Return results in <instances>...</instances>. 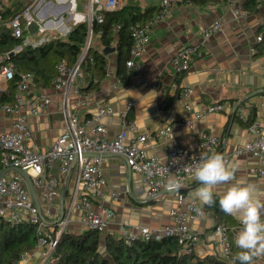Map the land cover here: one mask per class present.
<instances>
[{"label":"built area","instance_id":"1","mask_svg":"<svg viewBox=\"0 0 264 264\" xmlns=\"http://www.w3.org/2000/svg\"><path fill=\"white\" fill-rule=\"evenodd\" d=\"M176 1L178 0H160V6L152 17L144 23H133L129 26L132 44L130 56L126 60L128 69L136 67V59L145 52L150 42L153 25L170 15L173 3ZM256 1L258 9L264 6V0ZM229 3L235 18L247 17L248 10L238 6L235 0H229ZM49 4L52 3L47 0H29L23 9L5 20L8 0H0V25H8L11 35L22 40V44L17 45L13 50L0 53V115L2 114L8 122L7 127L0 129V172L10 167H20L25 170L32 179L37 195H41L43 200L51 203L60 194L59 174L66 175L72 167H75L77 177L71 209L80 207L83 226L86 229L103 233L115 219L116 213L104 203L107 197L105 190L107 178L102 167V158L108 153L122 155L132 170L142 174L149 198H156L163 189H170L167 187L169 178L179 180L180 185L178 188L170 189L176 190V204L169 212V222L163 226L154 227L133 224L124 219L117 222L120 232L117 236L122 238L126 244L137 240H160L170 236L177 239L182 250L194 252L200 241L201 232L192 226V222L205 214V208L196 199L189 197L185 188L200 156L205 153H218L222 142L219 135L203 130L200 132L195 150L190 151L172 146L168 148L167 158L163 160L157 155L147 154L141 143L149 138L150 133L138 132L137 124L125 115H122V124L116 135L108 136L107 129L101 121L105 116L114 113L111 105L100 106L95 114L88 117L79 116L75 110L79 102H74L73 96H79L82 88L79 80L86 81L81 64L87 57L92 59L89 55L92 43V24L94 20L103 23L105 12L118 9L120 0H86L83 4L85 10L83 20H86L89 26L85 45L75 64L69 63L66 58L58 61L57 73L53 80V87L60 90L62 95L63 131L46 149L39 148L34 142L25 109H28L30 115H39L49 106L51 97L45 91L36 89L33 81L34 75L29 71L21 72L11 89L17 68L10 57L13 53L20 51L23 45L38 46L56 38H65L74 25L79 23L80 20L76 18L67 19L64 13L48 14V8L51 7ZM67 4L73 10L76 7L75 0L73 4L70 1ZM32 21L36 22V26L31 31L29 25ZM120 27L118 22L113 26L114 30ZM221 29L220 21L204 25L201 28L202 39H208ZM202 54L199 44H186L170 58L169 64L177 72H185ZM112 75L113 69L107 60L103 77L107 78ZM92 80L94 84H98L101 76L94 75ZM120 81L118 77L115 85ZM173 88L180 89V93L184 96H189L193 92L191 88H182L178 82L173 84ZM187 108L191 109L189 104ZM223 109L224 105L221 102L210 104L203 110H195L191 118H178L158 128L153 135L166 138L174 127L191 128L196 121ZM247 131L250 135L249 139L237 145L225 157L230 162L235 156L251 154L260 164V174L264 175V126L254 120L247 125ZM55 169L59 174L55 173ZM109 194L112 199H117L120 192L110 190ZM42 212L46 218L45 207H42ZM0 217L13 223L24 221L35 226L37 240L33 250L38 252L42 258L41 264L51 262L57 241L60 235L67 231L70 221L69 213L57 223L56 227L43 220L38 207L31 198L26 182L15 171H9L0 178ZM213 231L218 236L222 258L231 264L233 249L229 229L219 223L213 225ZM28 255L30 253L15 264H24L23 261Z\"/></svg>","mask_w":264,"mask_h":264},{"label":"crops","instance_id":"2","mask_svg":"<svg viewBox=\"0 0 264 264\" xmlns=\"http://www.w3.org/2000/svg\"><path fill=\"white\" fill-rule=\"evenodd\" d=\"M47 1L52 3L49 4L48 14L64 13L67 19L76 18L79 22H87L83 20V4L86 0H75L74 10L67 4L68 1L73 4L74 0ZM235 1L238 6L245 8V0ZM140 4L156 12L160 0H142ZM215 21L221 22L222 29L203 40L201 28ZM259 36L262 37L259 39ZM93 38L95 43L91 45L104 52L101 35L92 34L91 42ZM190 43L199 44L203 54L192 62L189 70L177 72L169 60L182 46ZM107 60L113 75L101 77L99 85L91 89L85 88L88 83L86 77V81L80 79L81 94L73 96V101L79 102L75 110L79 116L88 117L95 114L100 106L111 105L114 113L101 121L108 136L116 135L122 124V115H125L137 124L138 132L150 133L149 138L141 143L148 155H157L165 160L167 150L172 146L193 151L197 148L200 132L206 130L219 135L222 142L218 153L225 156L249 139L247 125L251 121L256 120L264 126V6L255 12L249 11L246 18H235L229 0H178L173 3L167 18L153 25L150 42L145 52L136 59V67L128 69L125 65V79L117 74V52L108 53ZM116 77L117 80L118 77L121 79L117 85ZM175 82L182 88H191L193 92L189 96L182 95L180 89L173 88ZM36 89L49 94L51 103L39 115H30L28 109L25 112L34 142L39 148L46 149L63 131L62 95L60 90L53 87V82L48 88ZM218 102L223 103L224 109L196 121L193 127H174L166 138L154 137L153 132L158 128L178 118H191L195 110H203ZM187 104L191 109L187 108ZM7 126V119L1 114L0 129ZM230 162L237 168L236 178L252 185V198L264 202V175L259 172L261 167L257 159L251 154H242L233 157ZM102 167L107 178L104 203L116 213L103 234L119 235L117 222L124 219L133 224L154 227L169 222V212L176 204V190L163 189L158 197L149 198L142 174L130 170L122 155L105 154ZM54 171L59 174L57 169ZM70 171L66 175L59 174L60 194L54 201L48 203L39 194L38 199L41 206L45 207V215L51 221V226L56 227L54 221L61 214L63 198L64 216L70 215L67 231L80 233L86 230L81 223L82 210L80 207L71 209L77 171L75 167ZM199 186V182L191 176L185 188L188 196L205 208V214L192 222V226L201 232L194 252L207 260V264H212L222 259V254L218 236L213 231L215 218L196 196ZM226 188L227 185H221L214 192L222 193ZM110 190L120 192L117 199L111 198ZM234 217L236 224L233 223L229 230L233 241L241 225L239 219ZM41 261L39 253L33 250L23 262L41 264ZM49 264H55V260Z\"/></svg>","mask_w":264,"mask_h":264},{"label":"trees","instance_id":"3","mask_svg":"<svg viewBox=\"0 0 264 264\" xmlns=\"http://www.w3.org/2000/svg\"><path fill=\"white\" fill-rule=\"evenodd\" d=\"M120 6L114 11L105 12L104 22L94 20L92 34L99 33L103 49H110L108 53L117 52V74L121 79L126 77V60L130 56L132 44L129 26L133 23H144L155 12L152 8H143L142 0H120ZM206 0L201 2H213ZM26 0H8L5 13L7 20L14 13L20 11L26 5ZM256 0H245L244 7L250 12L258 10ZM121 27L114 30L115 23ZM89 32L87 22H79L65 38H56L38 46L23 45L20 51L13 53L10 59L15 63L17 71L15 81L23 71L32 72L34 84L38 88L51 86L56 76V64L62 58L75 64L85 45ZM262 37V36H260ZM22 44L21 39L11 35L8 25H0V53L13 50ZM95 49L92 45L89 55L81 64L88 81L85 88L91 89L99 84L93 83L94 75L103 77L106 71L107 54ZM249 119H247L248 122ZM1 169V167H0ZM215 203L206 205L215 218V224H224L229 230L232 224H236L233 215L225 214L219 207V198L214 196ZM102 235L97 230L86 229L80 233L64 231L52 253L55 264H207V260L200 258L195 252L182 250L181 245L174 237L166 236L160 240L133 241L126 244L125 241L112 234L104 236L106 253L101 250ZM37 240L35 226L28 222L13 223L0 217V264H15L23 256L31 253ZM232 263L240 264L236 254L239 249L232 240ZM257 257L253 259L256 260ZM212 264H228L223 258L213 261ZM252 264H257L253 263Z\"/></svg>","mask_w":264,"mask_h":264},{"label":"clouds","instance_id":"4","mask_svg":"<svg viewBox=\"0 0 264 264\" xmlns=\"http://www.w3.org/2000/svg\"><path fill=\"white\" fill-rule=\"evenodd\" d=\"M237 168L223 154L205 153L192 169V178L199 182L196 196L202 204L215 203L219 196V207L225 213L236 216L241 228L234 237L236 254L240 264H252L255 257L264 255V202L252 198V185L236 178ZM180 181L169 178L167 187L178 188ZM227 185L222 193L214 192Z\"/></svg>","mask_w":264,"mask_h":264},{"label":"water","instance_id":"5","mask_svg":"<svg viewBox=\"0 0 264 264\" xmlns=\"http://www.w3.org/2000/svg\"><path fill=\"white\" fill-rule=\"evenodd\" d=\"M36 26V22L35 21H32L31 24L29 25V29L32 31ZM110 51V49H105L104 50V53H108ZM129 169L131 170V168L129 167ZM9 171H15L17 172L18 174H20L22 176V178L24 179V181L26 182L27 184V187H28V190H29V193L31 195V198L34 202V204L38 207L39 209V213L42 217L43 220L47 221L49 225H51L52 223H50L51 221L46 219L43 212H42V206L40 204V201L38 199V195H37V192L34 188V185L32 183V179L30 177V175L23 169H21L20 167H10V168H6L4 169L2 172H0V178L6 174L7 172ZM71 172V171H70ZM71 173H69V176H70ZM66 187L67 185L64 187V190H63V194L65 193L66 191ZM64 217V203H63V198H62V201H61V214L60 216L54 221L55 225L60 221L62 220ZM91 264V263H90Z\"/></svg>","mask_w":264,"mask_h":264},{"label":"rangeland","instance_id":"6","mask_svg":"<svg viewBox=\"0 0 264 264\" xmlns=\"http://www.w3.org/2000/svg\"><path fill=\"white\" fill-rule=\"evenodd\" d=\"M125 0H122V2H124ZM120 3H121V1H120ZM92 43H95V40H94V38H93V40H92ZM91 43V44H92ZM61 226V225H60ZM104 236H105V234H103L102 235V241H101V245H102V248H101V250H102V252L105 254L106 253V249H105V247H103L104 246ZM253 263H257V264H264V255H261V256H258L257 258H256V260L255 261H253Z\"/></svg>","mask_w":264,"mask_h":264}]
</instances>
